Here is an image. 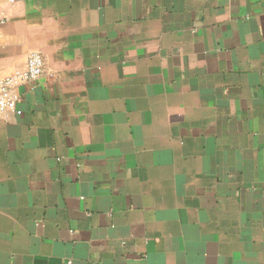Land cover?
<instances>
[{
	"label": "crops",
	"instance_id": "0c3cea01",
	"mask_svg": "<svg viewBox=\"0 0 264 264\" xmlns=\"http://www.w3.org/2000/svg\"><path fill=\"white\" fill-rule=\"evenodd\" d=\"M0 264H264V0H0Z\"/></svg>",
	"mask_w": 264,
	"mask_h": 264
},
{
	"label": "built area",
	"instance_id": "2783aa9c",
	"mask_svg": "<svg viewBox=\"0 0 264 264\" xmlns=\"http://www.w3.org/2000/svg\"><path fill=\"white\" fill-rule=\"evenodd\" d=\"M43 72L44 62L38 53L29 57L25 71H17L9 76H3L0 72V115L15 113L20 102L16 94L17 87L24 83H37Z\"/></svg>",
	"mask_w": 264,
	"mask_h": 264
}]
</instances>
